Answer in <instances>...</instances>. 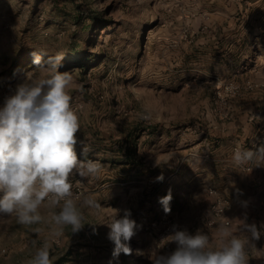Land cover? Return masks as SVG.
<instances>
[{
  "label": "rangeland",
  "instance_id": "1",
  "mask_svg": "<svg viewBox=\"0 0 264 264\" xmlns=\"http://www.w3.org/2000/svg\"><path fill=\"white\" fill-rule=\"evenodd\" d=\"M33 52L62 55L59 71L76 85L72 104L83 105L78 136L92 149L87 159L103 165L99 178L72 177L73 191L101 207L84 210L78 233L50 239L55 264H151L164 217L212 240L226 220L243 235L236 219L245 213L264 225L260 182L232 185L229 199L213 178L189 179L196 160L210 158L202 148H245L264 135V0H0V106L35 68ZM169 190L165 214L159 201ZM219 200L226 210L212 221ZM112 209L142 225L130 245L144 255L113 258ZM47 238L46 224L0 217V264H25L33 241ZM163 243L160 254L174 251ZM248 259L264 264V228Z\"/></svg>",
  "mask_w": 264,
  "mask_h": 264
},
{
  "label": "clouds",
  "instance_id": "2",
  "mask_svg": "<svg viewBox=\"0 0 264 264\" xmlns=\"http://www.w3.org/2000/svg\"><path fill=\"white\" fill-rule=\"evenodd\" d=\"M32 55L35 68L25 74L23 82L4 97L0 106V217H15L25 226L46 224L49 238L40 246L33 241L35 250L25 264H55L50 239L62 237L69 228L71 233H78L86 224L84 210L101 207L93 195L73 191L72 177L99 178L103 165L87 159L92 149L78 136L83 105L72 104L70 90L76 85L68 72L59 71L62 55L47 59L36 52ZM231 159L238 169L255 161L264 163V145L255 150L237 145ZM156 179L162 181L163 176ZM171 200V190L160 198L165 214L171 212ZM241 204L247 207L248 202ZM112 211L106 226L107 238L114 245L113 258L118 259L121 253L130 256L134 251L144 255L130 245L142 225H137L128 209L122 216L121 209ZM236 220L243 235L221 224L215 240L199 228L189 232L173 225L170 234L153 242L148 259L151 264H249L248 247L261 238L264 225L258 228L255 222L248 223L247 213ZM164 241L176 245L167 255L160 254Z\"/></svg>",
  "mask_w": 264,
  "mask_h": 264
},
{
  "label": "crops",
  "instance_id": "3",
  "mask_svg": "<svg viewBox=\"0 0 264 264\" xmlns=\"http://www.w3.org/2000/svg\"><path fill=\"white\" fill-rule=\"evenodd\" d=\"M260 145H264V135L258 141H256V143H251L245 148L255 150V148H258ZM233 150V147L230 145H220L215 148H208L207 146L205 149L202 148V151H206V153L209 154L210 158H207V160L203 157V160H200L198 158L196 160L197 164L200 163V165L197 166L199 169L197 170L198 174L190 176L189 179H191L192 181L193 179L197 180L196 177H199V179L201 180L202 178L204 184L207 185L211 182L210 178H213V183L217 184L220 191H223L222 193L229 199L231 198V196H233L231 195V193L233 187H235L236 184L242 187V185L244 184L246 186L248 184L251 185L254 183L259 184L260 182L262 186L261 188H264V163L255 161L250 165H246L238 169L232 163L231 157ZM257 164L259 165V167H256ZM246 167L252 168V170H246ZM198 185L202 186L203 184L202 182H199ZM232 185L234 186L232 187ZM244 196L248 197L247 195ZM233 204L234 208L236 206V203L233 202ZM233 214H235V211Z\"/></svg>",
  "mask_w": 264,
  "mask_h": 264
},
{
  "label": "built area",
  "instance_id": "4",
  "mask_svg": "<svg viewBox=\"0 0 264 264\" xmlns=\"http://www.w3.org/2000/svg\"><path fill=\"white\" fill-rule=\"evenodd\" d=\"M247 169H249V168H247ZM225 210H226V205L222 204L220 202V200L217 201L212 207V211H211L212 212L211 216L213 217L212 221L215 218H220L223 215V213L225 212ZM212 221L210 220V223H213ZM228 223L229 222L226 220V221H223L222 224L228 225ZM173 225H176L180 228V225L175 220L164 217V220L162 221V230H161L160 237L162 238V237H165L168 234H170L172 231Z\"/></svg>",
  "mask_w": 264,
  "mask_h": 264
},
{
  "label": "trees",
  "instance_id": "5",
  "mask_svg": "<svg viewBox=\"0 0 264 264\" xmlns=\"http://www.w3.org/2000/svg\"><path fill=\"white\" fill-rule=\"evenodd\" d=\"M74 52H75V53H79L80 51H77V50H76V51H74ZM81 58H82V56L79 57L80 60H82ZM80 60H79V62H80Z\"/></svg>",
  "mask_w": 264,
  "mask_h": 264
}]
</instances>
